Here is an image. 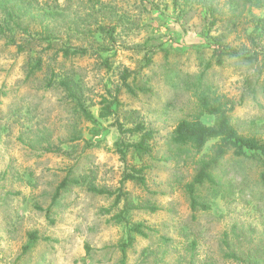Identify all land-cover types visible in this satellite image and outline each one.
Wrapping results in <instances>:
<instances>
[{
    "label": "rangeland",
    "instance_id": "374dc122",
    "mask_svg": "<svg viewBox=\"0 0 264 264\" xmlns=\"http://www.w3.org/2000/svg\"><path fill=\"white\" fill-rule=\"evenodd\" d=\"M31 1L0 0V23L5 18L9 24L0 33V264H248L246 253L264 255L258 162L226 154L213 172L217 185L198 189L206 208L193 211L184 186L215 140L196 158L171 141L178 120L194 109L192 82L211 54L210 37L222 33L238 48L247 43L244 29L263 11L241 6L233 17L228 0H215L218 22L208 28L210 18L197 5L102 0L120 20L114 42L101 50L106 39L98 36L95 44L89 31L96 20L104 22L93 13L94 0ZM48 8L56 11L52 18ZM9 9L19 27L7 17ZM19 44L25 47L18 50ZM66 47L88 53L64 56ZM39 55L43 69L26 77V62ZM52 68L80 84L95 122L77 114L61 87H43ZM124 71L133 91L122 86ZM202 79L233 101L229 118L240 134L264 139V75L256 65L230 58L212 64ZM113 95L116 110L100 117L102 101ZM201 119L213 122L211 115ZM139 120L154 134L151 152L123 162L116 123L129 127ZM142 166L143 184L121 181L126 169ZM122 209L127 222L111 218ZM137 222L149 227L148 235H135L122 251L128 225Z\"/></svg>",
    "mask_w": 264,
    "mask_h": 264
},
{
    "label": "trees",
    "instance_id": "16d2710c",
    "mask_svg": "<svg viewBox=\"0 0 264 264\" xmlns=\"http://www.w3.org/2000/svg\"><path fill=\"white\" fill-rule=\"evenodd\" d=\"M94 1L93 13L95 16L99 15L101 19L103 18L104 22H98V20H96L92 27H89V31L93 43L95 44L98 36L106 39L107 44L98 48L106 50L108 49V45L114 42V33L120 17H116L114 8H108V5H105L102 0ZM228 2L230 5L229 10L231 14L233 13V17H235L241 6L242 8L247 6L259 8L263 11V14L251 20L252 26L249 31L247 28L244 29L245 40L249 43V46L246 42H241L240 47H234L225 39L222 33L210 37L211 41L208 42V45L210 46L211 54L206 61L200 62V65L203 66V70L194 76V81L192 82V96L194 97L195 103L194 109L190 114L180 118L173 129L171 141L179 149H183L184 152L192 153V157L194 158L202 151L208 141L215 140L211 151L195 160L197 165L195 175L192 180L184 186V190L190 202V207L193 211L206 208L205 203L200 201L201 194L198 192V189L205 184L213 187L217 185L218 182L213 173L214 169H216L223 157L229 152L236 157L255 159L260 167L259 180L261 183H264V139L254 135L240 134L229 118V114L233 108V101H230L225 95L217 93L208 85H204L202 79L204 72L212 64L219 66L230 58H237L249 64L256 65L259 75H264V46L262 47L260 45L261 40H264V0H239V2L236 0H228ZM28 3L31 5L32 1L28 0ZM96 4H98L97 8ZM171 5L172 7L181 6V8L192 7L194 5L199 6L200 9L205 10L208 14L207 17L210 18L207 26L208 28L213 27L218 22L216 13H219L220 10L218 11L216 8L218 4L215 0H171ZM105 9L108 12H106ZM46 14L48 18H52L56 14V11L53 8H48ZM7 17L14 21V25L19 27L18 23L13 19V11L11 9L7 10ZM6 26L8 27L9 24L4 18L0 23V33L5 30ZM24 47L25 45L19 44L17 49L20 50ZM62 52L64 56H73L76 54L83 55L88 53V49L79 47L71 49L66 47L62 49ZM260 54L263 56L261 59L259 58ZM43 62L42 55L29 58L26 62L25 76L29 77L30 75H35L36 72H40L43 69ZM103 62L108 64L107 59H103ZM121 76L123 79L122 86L127 90L133 91V86L127 82V71H124ZM69 79L68 76L59 75L52 68L49 76L45 77L43 87L49 88L54 85L61 87L65 96L64 100L73 104L77 114L85 118V120L95 122V117L85 105L83 90L80 84L76 81L72 83ZM119 88L120 87L116 88L115 93L118 92ZM140 88L142 89V87ZM102 104L99 116L106 118L117 108L116 95H113L111 100L104 99ZM203 114L211 115L213 117V122L211 124L203 122L201 119ZM116 125L118 132L123 136H120V139L115 142L117 152L121 155L123 162H126L127 155L133 157L137 156L139 158L151 152L152 145L150 140L153 139L154 134L142 120L135 121L129 127H126L121 121H117ZM133 136L138 137L136 139H131ZM143 169V166L139 168L131 167L129 170L126 169L122 173L121 181L131 180L143 184ZM66 183L67 179H63L56 186L51 202L46 208L47 213L50 207L55 204L56 199L61 194L62 188ZM96 192L112 194L111 191L105 189H97ZM115 194L116 204L122 196L121 189L118 188ZM150 210L154 211L155 208L151 206ZM123 211L124 209L111 216V218L117 217L119 221L125 220L127 222L128 219L125 217L126 215ZM144 228L148 229L149 227L142 222L128 225L126 241L120 243L121 250L123 251L124 246H129L133 242L135 235L146 237L148 233L144 231ZM29 238H31L30 240H35L37 238L36 233L31 232ZM224 243L227 244L226 241ZM225 255L236 260L242 259L235 251H228ZM245 261L248 264H264V255L262 252L261 254L246 253Z\"/></svg>",
    "mask_w": 264,
    "mask_h": 264
}]
</instances>
